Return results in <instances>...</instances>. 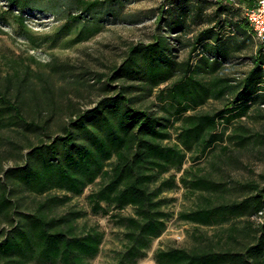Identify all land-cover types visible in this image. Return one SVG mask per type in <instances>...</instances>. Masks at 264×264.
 I'll use <instances>...</instances> for the list:
<instances>
[{"label":"trees","instance_id":"16d2710c","mask_svg":"<svg viewBox=\"0 0 264 264\" xmlns=\"http://www.w3.org/2000/svg\"><path fill=\"white\" fill-rule=\"evenodd\" d=\"M6 2L8 9L0 11V19L7 20L10 15L17 18L35 51L40 43L25 25L24 11L59 15L70 8L59 32H69L75 26V41H82L100 30L104 15L114 21L120 19L122 0ZM253 2L166 0L155 16L158 26L153 39L132 44L120 64L95 80L104 95L86 109L70 99L63 104L58 101L57 96L66 93L65 87L56 88L51 74L31 70L29 64L23 70L13 66L12 72L0 74V130L38 139L26 147V152H18L22 163L0 171V264H90L89 259L100 252L104 231L98 223L80 225L79 220L86 214L83 210L70 206L59 212L57 208L72 196L83 194L97 179L99 187L87 197L91 211L109 215L125 229L126 243L117 264H136L147 256L153 240L164 232L171 217L163 193L175 189L178 183L193 193L207 192L195 209L180 213L183 220L212 226L245 218L253 227L252 217L263 219L249 231L236 224L230 226L243 243L236 241L220 249H158L153 255L157 264H264V183L248 181L240 185L248 195L224 200L221 193L226 189L220 182L183 169L188 154L197 161L223 141L225 130L221 127L225 129L245 115L264 91V42L255 38L244 15L245 7ZM211 6L214 9L209 13ZM205 19L210 24L189 37L188 56L178 60L174 45ZM226 27L233 34L223 39L218 31ZM251 37L258 46L252 67L243 78L233 83L222 74H213L206 79L208 70H218L232 52L242 51ZM197 53L201 56L194 62ZM80 83L72 80L70 85L77 88ZM164 83L168 84L160 88ZM155 89L154 104L143 103ZM208 98L222 100L224 107L188 113ZM155 101L160 103L157 109ZM63 107L69 116L54 136V114ZM177 122L179 126H175ZM173 128L176 141L165 142L171 139ZM235 133L241 145L250 142L248 128L241 127ZM16 147L12 149L17 151ZM171 170L174 173L168 177L161 176ZM52 190L72 196L49 193ZM26 192L44 197L35 198L33 206L24 210L20 199ZM126 207H132L134 214L124 215Z\"/></svg>","mask_w":264,"mask_h":264},{"label":"rangeland","instance_id":"374dc122","mask_svg":"<svg viewBox=\"0 0 264 264\" xmlns=\"http://www.w3.org/2000/svg\"><path fill=\"white\" fill-rule=\"evenodd\" d=\"M166 0H122L121 17L114 21L110 16L104 15L105 21L100 30L92 36L82 41H75L78 29L74 26L69 32H59V28L65 23L66 13L70 8H64L66 13L55 15L40 10L24 11L25 25L31 30L40 47L32 50L28 42V34L25 27L19 20L11 15L7 20L0 19V74L6 75L12 72V67L24 69L25 64H29L31 70L39 73H47L53 76L56 88L65 87L66 93L57 96L58 101L67 103L72 100L76 106L83 109L89 108L104 95L101 85L96 83V79L101 74H109L114 65L120 64L126 55L128 48L132 44L140 42L146 43L153 39L157 32V21L155 16L159 12V6ZM170 7V4H167ZM6 0H0V11L6 10ZM211 6L207 12H212ZM63 10V9H62ZM15 9V13L18 14ZM243 15V13H242ZM88 19V16L86 17ZM210 23L205 19L202 24L192 27L193 32L187 33L181 38L179 44L174 45L175 57L184 60L188 56L189 37L201 28H205ZM213 24V23H212ZM218 31V30H217ZM224 38L231 36L233 32L226 28L219 31ZM173 36V35H171ZM228 41V40H227ZM173 42V41H172ZM175 44V43H174ZM257 41L251 37L243 46L242 51L232 52L225 64L218 70L211 72L208 70L204 75L206 79L213 74H222L232 80L233 83L245 76V73L252 67V56L257 50ZM201 54L195 55L194 62L200 59ZM31 58H34L33 61ZM17 63V65H15ZM72 80H79L78 87L70 85ZM173 79L168 83H172ZM161 84L163 88L166 84ZM115 84H118L115 83ZM61 92V91H60ZM142 100V102L153 105L152 100L155 93ZM59 93V91H58ZM156 109L160 103L155 101ZM224 107L220 99L208 98L205 103L188 113L213 112ZM67 108L54 114L52 131L54 136L59 132V125L69 116ZM46 116V115H44ZM177 122L175 126H179ZM241 127H246L251 134L250 142L241 145L236 133ZM221 127L225 130L224 140L212 148L206 156L197 161H192L190 154L183 165V169H190V174H204L209 178L222 184L221 188L226 189L222 192L224 200L231 198H243L249 192L245 191L240 185L248 181L264 183V91L258 95V100L250 105L245 115L235 119L228 127ZM172 137L165 142L173 143L176 141V131L171 129ZM38 139L33 135L25 133L0 130V171L9 166L20 164L19 151H27V146ZM17 145V151L12 148ZM227 146V149L223 148ZM174 170L162 174L168 177ZM181 174L178 173L179 176ZM0 172V176H1ZM191 176V175H190ZM178 182V181H177ZM100 179L89 185L81 195L72 196L71 193L52 190L49 193L59 196H72L71 200L57 210L63 212L70 206L77 210H83L86 214L79 220V224L87 223L92 225L98 223L104 231V238L100 252L89 259L90 264H117V257L124 249L126 243L122 225L110 219L109 215L103 213H93L88 203V194L97 189ZM205 191L191 192L181 183L172 190H167L163 196L168 199L165 209L171 214L167 220L164 232L153 240L145 258L137 260L136 264H157L154 260V252L158 249H169L172 247H200L205 246L213 249H220L243 243L244 240L237 233L230 230V226L236 224L242 230H251L245 218L231 219L222 224L212 226L198 225L180 218L181 212L195 209L202 200ZM21 206L24 210L32 207L34 202L44 197L34 193H24L21 195ZM35 200V201H34ZM124 215L134 214L132 207L123 209ZM260 216V215H259ZM255 220L254 226L261 222L262 218L252 217ZM6 223H2V226ZM252 227V228H253ZM233 234V235H232ZM238 241V242H236ZM36 264V263H32Z\"/></svg>","mask_w":264,"mask_h":264},{"label":"built area","instance_id":"2783aa9c","mask_svg":"<svg viewBox=\"0 0 264 264\" xmlns=\"http://www.w3.org/2000/svg\"><path fill=\"white\" fill-rule=\"evenodd\" d=\"M244 15L253 28L255 38L264 42V0H254L251 6H246Z\"/></svg>","mask_w":264,"mask_h":264}]
</instances>
